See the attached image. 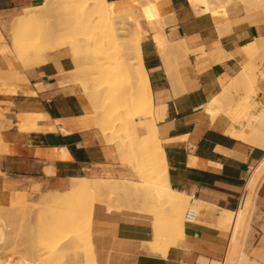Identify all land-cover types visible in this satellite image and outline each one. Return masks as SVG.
I'll return each instance as SVG.
<instances>
[{"label":"crops","instance_id":"0c3cea01","mask_svg":"<svg viewBox=\"0 0 264 264\" xmlns=\"http://www.w3.org/2000/svg\"><path fill=\"white\" fill-rule=\"evenodd\" d=\"M42 2L0 0V208L5 209H16L22 199L37 203L43 194L65 192L76 178L137 180L133 169L121 162L116 146L86 117L88 99L74 80L70 48L47 52L45 63L28 68L16 57L11 42L13 21L26 8ZM244 6L242 0H232L212 13L203 11L204 6L195 8L190 0H159L156 8L164 19L162 34L159 27L153 31L144 17L140 19L143 64L170 185L198 200L202 209L197 222L186 223L184 240L164 252L145 244L153 238L151 214L134 205L107 211L97 204L91 233L98 264L221 263L229 241L223 212H235L247 178L251 174L253 180L264 166L263 147L228 135V120L214 119L206 112L208 103L248 62L245 49L259 39L264 44V5L255 10ZM158 32L164 39L162 50L154 36ZM261 56L255 62L264 72V62H257ZM258 91L257 100L264 105V77ZM239 96L244 93L236 99ZM30 116L37 123L35 129L28 127ZM26 227L30 231L32 225ZM243 253L249 264H264V180ZM77 256L61 254L48 264H83V257ZM1 257L11 264L21 258Z\"/></svg>","mask_w":264,"mask_h":264},{"label":"bare ground","instance_id":"6f19581e","mask_svg":"<svg viewBox=\"0 0 264 264\" xmlns=\"http://www.w3.org/2000/svg\"><path fill=\"white\" fill-rule=\"evenodd\" d=\"M191 1L195 8L204 6L203 11L216 13L217 8L224 7L225 4L232 0H226V2H222L221 0ZM242 2L248 10H255L264 5V0H242ZM63 4L69 5L73 7L74 10H77L75 13H72L77 20L75 21L76 26L79 23L82 24L83 27L88 28V34L94 31V33L92 32L93 35H87L88 37L86 36L87 31H85L84 34L86 33L85 37L87 38H82L81 36L76 41L77 47L88 48L90 51V63L87 64L89 66L88 68H92L91 66L94 64V66L98 68V71L94 69L98 72H96L98 78L100 79V77H102V82L104 83L103 86H101L102 82L101 84L98 82L99 85L96 84L97 82L93 83L96 85L94 87L96 91H89L85 80L76 82L80 85L82 92L88 99V102L84 104L86 117L88 119L90 118L89 114H91L95 104H98L95 102L98 98L104 99L103 105L105 107L101 109L102 111L104 110L101 113V120L103 122L106 118H110V114H114L115 117L116 113L119 112V116H121L119 118H121V120H117L116 122L115 120L117 118L113 120L111 116L110 119L105 120L106 124L99 121L101 124L97 125L101 126V133L106 138L107 142L116 146L119 158L123 164H127L128 159L130 160L129 154H131L133 149V141L138 145L136 148V161L133 164L136 166V172L140 179L133 181L126 179L91 177L72 178L73 180L71 181L70 188L63 193L56 202L46 200L43 206H39L40 209L46 208L47 210L61 211L65 213L63 216L65 219H62L59 222L60 226L57 224L56 226H53L54 229H50L51 231L47 236V249L50 253L47 259L49 260L51 256L56 253L68 254L69 252H74L75 254H78V252L82 250L86 251L87 258L90 259L92 254H94L93 247H91L93 242L90 241L92 239L91 230L93 218L89 219L87 215L89 214V217L91 218L93 211H90V209L95 210L97 204L102 205V207L106 206L107 211L113 210L115 195L120 192L129 197L135 196L139 201H142L144 206L143 212L151 214L152 216L151 221L153 229L152 240L145 244L151 245L152 247L165 252L172 246H176L184 240L186 234V210L190 209L192 206L199 207V202L195 199L192 200V198L184 192L174 190L170 185L167 156L154 117V102L151 85L143 64L144 58L142 56L141 43L144 37V31L140 25V20L138 17H134L132 24L127 22L121 24V22L118 21V18H121L128 8L132 11L135 7L140 6V2L139 0H129L117 3L110 2L109 0H43L41 5L26 8L23 14L15 18V23L19 26V31L13 34L11 41L15 53L19 58L23 59L21 62L26 63L25 60L32 57H27L30 53H28V55L26 54L27 58L23 57L25 50L23 51L21 49L22 39L29 32L28 24L32 22L31 20L34 19L39 11L50 16L53 9L56 11L57 7ZM41 8H43V10H41ZM64 8L66 9V6ZM154 9V5H150V11L153 13V16H150L151 18L149 17L148 19L154 20V22H150L153 24L156 22V25L155 27L149 26L151 29L155 28L153 31H156L157 27H159L158 30L161 29L159 31L161 33L162 29L164 30V23L162 22L164 19L162 17L160 18L159 15L154 14ZM140 17L142 18L143 16ZM133 27L136 31V36L130 37L129 33L132 31ZM54 29L55 28L51 30L49 36L50 39H52L51 34ZM159 32L157 35L154 34V36L160 49V46L164 47V39L162 37L163 40L160 38L162 33L159 35ZM74 35L76 37L77 34ZM45 43L42 42L41 45H45L44 47L47 49L46 45L50 43ZM177 45L178 44L176 43L175 46L177 47ZM180 46H182V44ZM70 48L72 49V46ZM39 50L42 51L41 48H39ZM39 50L37 49V51ZM45 51L49 52L48 49ZM245 54L248 58V62L244 64L242 71L230 84H234V86L238 85L239 90L237 91V94L239 95L243 92L246 96H241V99L236 104L232 105L231 108H223L216 105V99L214 98L210 102L211 105H209V108H206V112L214 119L224 117L228 120L230 123V126L226 131L228 135L264 148V105L260 101L252 100L251 96L259 95L258 83L264 77V72L262 69H259V65L255 62V60H257L256 57L260 54L264 57L263 39L256 40L249 45L245 49ZM35 55L33 54V57ZM45 56L46 54L43 57ZM262 56L261 58L263 59ZM171 60L172 59L170 58V61L167 63L169 67L171 66V64H169V62L171 63ZM22 65L24 66V64ZM174 65L175 63L173 66ZM165 67L167 66L165 65ZM173 74H175V72ZM87 78H89V76ZM88 81L91 82L89 79L87 82ZM97 86L101 87L98 88ZM108 105L109 107H106ZM123 111H125V113H123ZM97 113L98 112H96V114ZM121 113H123L124 119L122 118L123 115H121ZM31 116L33 117L34 115L31 114ZM31 116L28 120H25L29 123L28 127L35 129L37 126V123L35 126L36 115L33 118L35 119L33 121L30 120ZM43 117H45V115ZM116 117H118V115ZM108 120L111 122V125L109 124L110 122L108 123ZM118 124L120 125L118 126ZM22 127H24V125ZM51 130L53 129L51 128ZM263 172L264 166L253 180L250 179L251 174L249 175L239 209L236 212H223V226H229V228L230 226L234 227L232 238L234 253L237 252L235 233L246 226L249 215L253 213L256 208L258 191L264 180L261 179ZM89 201L90 203L92 202V204H90ZM89 204L92 207H90ZM140 205L138 204V206ZM87 209L88 212H85ZM63 220L68 224L66 227H64L65 223H62ZM2 227H0V244L6 241V231H8L6 230V227H3L5 230L2 229ZM9 234L10 233H8V235ZM89 237L91 238L90 240ZM87 242L90 244V247L86 245ZM1 258L2 257H0V264H11L8 261L3 262ZM248 258L249 257L246 254L241 252L235 264H249L250 261ZM88 262H93L92 258ZM17 264L24 263L23 261H19Z\"/></svg>","mask_w":264,"mask_h":264},{"label":"rangeland","instance_id":"374dc122","mask_svg":"<svg viewBox=\"0 0 264 264\" xmlns=\"http://www.w3.org/2000/svg\"><path fill=\"white\" fill-rule=\"evenodd\" d=\"M158 1L159 0H139L140 6L135 7L132 11L128 8L125 11L124 15L121 18H118V21L121 22V24H123V22H127V23L132 24L134 17H138L140 20L141 19L140 16H143L147 20V22L152 26V24H153L152 22H154V20L148 19L150 16H153V13L150 11V5H152V4L154 5V8H155L154 14L159 15L157 13V8H156ZM190 2L192 4L191 0H190ZM127 3H130V2H127ZM65 6H66V9L64 8ZM68 7H70V8H68ZM41 10H43V8H41ZM73 10H74L73 7L66 5V4H63L61 6L59 5L57 7L56 11L53 9L50 16H47L44 12L39 11L36 14V16L34 17V19L31 20L32 22H30L28 24L29 32L26 34V36L23 37L22 47H21V49L23 51L25 50L23 57H26L28 55V53H30V54L27 57H30V56L33 57V54L34 55L36 54V55L33 57V59H32V57L29 59L26 57L27 59L25 58L26 59L25 60L26 63H25V62H21V60H23V59L19 58L16 53L15 54H16V57L18 58V60L22 64H24V66H26V68H28V67H33L35 65L46 62V57H43L47 53V51H45V50L48 49L50 52V51H54V50H57V49H60L63 47H69L72 44L71 45L72 49L70 48L71 46L69 48L72 52L73 61L75 64V69L72 71V74L74 76V80L75 81L85 80L86 84L88 85L87 87H88L89 91H96V89L94 88L96 85L93 83L97 82L96 84L99 85L98 82L101 84L103 78L100 77V75H99L100 79L98 78V74H97L98 68L95 67L94 64H92V66H91L92 68H88L89 66L87 64L90 63V58H89L90 51L88 50V48L84 46L87 49L86 50L85 48H79L76 46L77 39L81 36H82V38H84L85 34H86V33L84 34V32L87 31L88 28L83 27V25L80 23L77 24V26L75 25V21H77V20L75 19V16L72 13H75V11H77V10H74V12H73ZM137 10H138V12H137ZM137 13H140V16H136ZM146 14H147V16H146ZM70 15L71 16L73 15V16L71 17ZM150 21H152V22H150ZM13 27H15V28H13ZM53 28H55V29L51 34L52 39H50L49 36H50L51 30ZM18 31H19V26L15 23V19H14L13 24H12V36L14 33L18 32ZM92 32L94 33V31H92ZM92 32L90 34H88V31H87L86 36L87 35L88 36L93 35ZM74 34H77L76 37ZM129 34H130L129 35L130 37L136 36V31L134 30V27ZM87 37H85V38H87ZM41 41L43 43L47 42L45 44H48V42L50 43V44L46 45L47 49L44 47L45 45H43V44L41 45V43H42ZM28 46H30V47H28ZM42 47H44V48H42ZM12 48H14V47H12ZM39 48H41V50L44 53L45 52L46 53L44 54L42 51L39 50ZM37 49L40 52L37 51ZM38 52H39V54H38ZM41 52L43 53V55ZM81 53H82V55H81ZM40 55H42V56H40ZM256 55H254V56H256ZM258 62L263 64L264 59H259ZM94 69H96L97 71ZM81 72H82V74H81ZM94 72H95V74H94ZM88 76H89V78H87ZM88 79L91 82H89V81L87 82ZM103 85H104V83L102 82L101 86H103ZM101 86H97V87L100 88ZM98 88H97V90H98ZM238 90H239L238 85L234 86V84L233 85L229 84L223 90V92L215 98L216 99L215 103H217L216 105H219L223 108H228V107L231 108L232 105L236 104L241 99V97H238L236 99V96H238V94H237ZM244 96H246L245 93H244ZM251 96H252V100H257V96H255V95H251ZM251 96H250V100H251ZM98 100L97 99L95 100V102L98 104H95V107L93 108L91 114H89L90 115L89 119L94 121L95 125L101 130V126H98V125H100L103 122L101 120V117H102L101 113L104 110L102 111L101 109H103L105 106L103 105L104 99L98 98ZM209 105H211V103H208L206 108H209ZM106 107H109V105ZM96 112H98V113L96 114ZM123 113H125V111H123ZM123 113H121V115H123ZM110 115L112 116L113 120L115 118H117L115 120L116 122H117V120H121V118H119V117H121V116H119V112L116 113V116L118 115V117H116V116L114 117V114H110ZM110 115H108V116H110ZM111 116H110V118H111ZM110 118L108 117L106 119H110ZM122 118L124 119V115L122 116ZM105 120L103 123L106 122ZM109 122L110 121L108 120V123ZM109 124L111 125V122ZM119 125L120 124H118V126ZM128 137H130V136H128ZM137 146L138 145L135 144L133 141V143H132L133 149H132L131 154H129L130 160L128 159L127 165H129L133 169V171L137 177V180H138V179H140V177L137 175L136 168H135L136 166L133 164L136 161L135 157H136V153H137L136 152ZM133 159H134V162H133ZM139 159L141 160L140 157H139ZM65 192L43 194L42 198L37 203H27L22 199V200H20L19 206L16 209L0 208V225H1L0 227H2V226L4 228L6 227L7 228L6 230H8V231H6L7 232L6 241L4 243L0 244V257H1V255H5V256L10 255L12 257L20 256L21 258H19V260H17L15 262L16 264L19 261H23L24 264H48L49 260L51 258L55 257L54 255L58 256L61 254H67V253H61V254L56 253V254H53L49 260L47 259L49 254H50L48 249H47V241H48L47 236L49 235L50 231L52 229H54L53 226H56V224L59 225V222L62 219H65V218H63L65 213L61 212V211L47 210L46 208L40 209V207H39V206H43V204L45 203L46 200H51L53 202H56L57 199L60 196H62V194ZM139 202L141 203V205ZM86 203H88V202H86ZM89 203H90V201H89ZM90 204H92V202ZM90 204H89V206L92 207ZM113 204H114L113 210L121 209L124 207H131L132 205H134V206H136V208L139 211L143 212V207H144L142 201H139L135 196L129 197L122 192L117 193L115 195V199H114ZM138 204L140 206H138ZM89 206H88V208L90 209ZM192 207L196 208L199 212L202 209V207H196V206H192ZM90 211H93L91 218L89 217L88 213H86V214H88L87 216L89 219H92V218H94L95 210L90 209ZM187 211L188 210H186V213H187ZM85 212H88V209ZM33 214H36V216L34 217ZM62 223H65L64 227H66V225H68L65 220H63ZM30 224L32 225V228L30 231H28L26 226L30 225ZM3 227H2V229H4ZM228 229H229V226H228L227 230ZM8 233H10V234L8 235ZM90 237H89V240L91 239ZM87 241H88V239H87ZM90 241H92V239ZM86 245L88 247H90V244H88V242ZM91 247H93V245ZM74 254H75L74 252H69L67 255L71 256ZM77 255H78L77 258L83 257V264H87V263L88 264H93V263L98 264L95 260L94 254H92V257H91L93 262H90V263L88 261H90L91 258L90 259L87 258L86 251L82 250V251L78 252ZM37 257H39V258H37Z\"/></svg>","mask_w":264,"mask_h":264},{"label":"built area","instance_id":"2783aa9c","mask_svg":"<svg viewBox=\"0 0 264 264\" xmlns=\"http://www.w3.org/2000/svg\"><path fill=\"white\" fill-rule=\"evenodd\" d=\"M246 182H247V180H246ZM246 182H245V185H246ZM243 193H244V190H243ZM243 193L241 195L238 207L235 210V212L239 209V206H240V203H241V200L243 197ZM256 202H257V200H256ZM255 212H256V208H255L254 212L249 215V217L247 219L246 226H244L240 231L235 233V239L237 242V252L236 253H234L233 245H232L234 227L230 226V228H229V241H228L223 259H222L220 264H235V262L238 259L239 254L241 252H246L248 242H249V239H250V236L252 233ZM198 217H199V211L196 208L191 207L190 209H188V211L186 213L185 221H186V223H195V222H197Z\"/></svg>","mask_w":264,"mask_h":264}]
</instances>
